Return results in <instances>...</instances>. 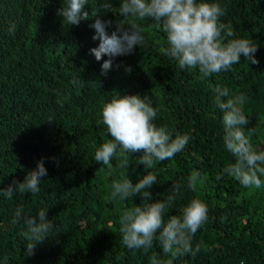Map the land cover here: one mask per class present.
<instances>
[{
  "label": "trees",
  "instance_id": "1",
  "mask_svg": "<svg viewBox=\"0 0 264 264\" xmlns=\"http://www.w3.org/2000/svg\"><path fill=\"white\" fill-rule=\"evenodd\" d=\"M103 2L88 0L89 19L69 26L57 15L63 0H0V187L22 182L41 158H46L48 172L35 195L0 196V264H150L153 253L171 258L158 241L147 254L127 249L119 215L142 201L139 195L124 201L109 197L110 185L121 173L128 172L134 184L146 174L138 160L142 153L129 154V168L120 167L124 158L119 148L111 167L94 159L110 139L101 110L116 92L147 96L146 102L159 109L158 127H166L173 137L190 136L182 152L151 169L157 177L149 190L154 201L166 199L171 184L182 185L165 221L169 215L180 216L194 196L209 208L207 223L192 241L195 247L203 240L207 248L195 257L175 258L173 264H264V187L244 188L228 175L216 180L234 157L224 146L223 113L214 102L218 85L243 93L248 127L256 130L251 141L264 149V0H206L225 9L221 21L233 26L237 38L258 44L259 61L247 64L242 56L231 71L207 78L198 69H180L160 52L168 46L166 34L149 19L126 21V26L143 25L145 43L131 55L114 58L112 69L101 75L109 57L98 62L89 54L98 45L89 25L97 15L122 19L121 0H108L113 7L107 11L100 9ZM193 171L203 181L197 193L186 186ZM17 209L32 215L48 209L55 224L51 237L31 257L23 252L29 242L22 235L24 225L12 222Z\"/></svg>",
  "mask_w": 264,
  "mask_h": 264
},
{
  "label": "clouds",
  "instance_id": "2",
  "mask_svg": "<svg viewBox=\"0 0 264 264\" xmlns=\"http://www.w3.org/2000/svg\"><path fill=\"white\" fill-rule=\"evenodd\" d=\"M88 0H63V6L57 10L62 23L79 25L89 18L86 10ZM113 7L105 0L100 9L107 11ZM120 21L102 19L95 16L94 23L89 25L94 30L93 41L98 45L89 50L96 61L104 60L101 75H107L113 67V59L131 55L134 49L145 43L143 25L139 22L126 26V21L155 22L166 34L167 47L160 52L178 62L180 69H198L202 78L213 74L231 71L233 65L241 63L243 56L247 64H258L255 53L258 44L251 38H237L230 23L221 21L225 9L216 2L206 0H121L119 4ZM109 29H114L109 32ZM119 67V65H116ZM131 71L130 68L126 69ZM75 83V81H74ZM215 105L223 113L224 136L226 150L234 157V163L228 164L216 180L228 175L239 181L244 188L264 187V149H257L251 141L255 128L248 127L250 121L244 114L243 105L247 97L243 93H232L228 87L215 88ZM147 96L128 95L116 92L110 102L103 105L101 119L106 126L110 139L104 142L95 152L94 159L102 165L111 167L114 156L124 158L121 168L130 167V153L141 152L139 165L144 166L145 175L138 177L134 184L128 172L121 173L118 180L110 185L111 201H124L139 195L142 203L125 207L119 215V231L123 245L129 249H142L145 254L158 241L162 252L170 259H159L155 253L150 257V264H173V260L185 255L195 257L202 248H207L201 240L193 247V237L204 227L209 217L207 204L194 196L182 209L180 216L169 215L165 221L167 210L181 193V183H173L168 190L167 198L154 201L149 191L157 184V177L151 170L154 163L174 158L188 145V134H173L166 127H158L154 120L159 109L146 102ZM62 106V102H61ZM45 159L41 158L36 166L26 172L23 181L14 180L7 188L0 187V196L12 199L16 192L37 194L42 178L47 176ZM203 183L201 173L193 171L187 178V188L198 192V184ZM47 210H39L35 215L24 214L17 209L13 223L23 224L22 235L29 241L23 250L26 257L35 254L38 245L51 237L55 224L48 219Z\"/></svg>",
  "mask_w": 264,
  "mask_h": 264
}]
</instances>
